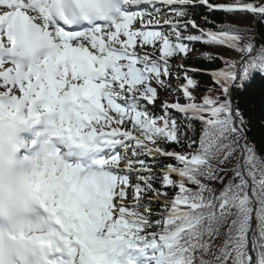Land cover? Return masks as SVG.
I'll use <instances>...</instances> for the list:
<instances>
[{
    "label": "snow or ice",
    "instance_id": "1",
    "mask_svg": "<svg viewBox=\"0 0 264 264\" xmlns=\"http://www.w3.org/2000/svg\"><path fill=\"white\" fill-rule=\"evenodd\" d=\"M254 110L264 0H0V264H264Z\"/></svg>",
    "mask_w": 264,
    "mask_h": 264
},
{
    "label": "trees",
    "instance_id": "2",
    "mask_svg": "<svg viewBox=\"0 0 264 264\" xmlns=\"http://www.w3.org/2000/svg\"><path fill=\"white\" fill-rule=\"evenodd\" d=\"M192 14L200 25L204 26L205 28L210 27V25L205 24L203 22V16L206 14L205 8H202V7L195 8ZM208 19L211 21H215L216 23H226L231 19V17H228L226 14L222 12H217L215 14L209 15ZM246 23L249 26L252 25L251 16L247 17ZM192 47L194 49L192 52H195L196 56L193 58L189 56L186 61L189 64H192L195 68L206 66L205 64L201 62V59H200L201 53L205 50L204 46L202 44L196 43V44H193ZM207 51L212 52V53L220 52L226 58H231L233 54H236L235 52H229L226 49L214 48V47H209ZM197 79L200 81L202 88L210 87V81L208 80L207 77L198 76ZM256 87H259V82L256 85ZM249 119L251 120V122L249 123L248 129H247L248 137L250 139H255L257 142L264 141V113L260 112L259 110H254L252 115L249 117ZM192 134L199 136L200 134L199 124L196 125L195 132L190 133V135ZM185 151H187V149H185Z\"/></svg>",
    "mask_w": 264,
    "mask_h": 264
},
{
    "label": "rangeland",
    "instance_id": "3",
    "mask_svg": "<svg viewBox=\"0 0 264 264\" xmlns=\"http://www.w3.org/2000/svg\"><path fill=\"white\" fill-rule=\"evenodd\" d=\"M175 102V101H174ZM126 203H131V201L129 200V201H127Z\"/></svg>",
    "mask_w": 264,
    "mask_h": 264
},
{
    "label": "bare ground",
    "instance_id": "4",
    "mask_svg": "<svg viewBox=\"0 0 264 264\" xmlns=\"http://www.w3.org/2000/svg\"><path fill=\"white\" fill-rule=\"evenodd\" d=\"M159 20L162 22V19H161V17H159Z\"/></svg>",
    "mask_w": 264,
    "mask_h": 264
}]
</instances>
